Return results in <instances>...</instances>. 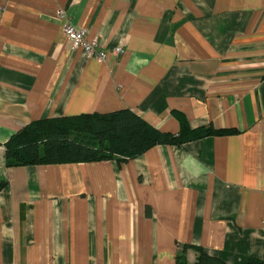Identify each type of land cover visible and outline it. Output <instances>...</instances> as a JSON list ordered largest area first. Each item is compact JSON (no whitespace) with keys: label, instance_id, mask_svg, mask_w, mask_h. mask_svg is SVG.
Instances as JSON below:
<instances>
[{"label":"crops","instance_id":"0c3cea01","mask_svg":"<svg viewBox=\"0 0 264 264\" xmlns=\"http://www.w3.org/2000/svg\"><path fill=\"white\" fill-rule=\"evenodd\" d=\"M66 19L106 58L74 49ZM123 109L235 132L6 165L34 121ZM0 179V264L264 262V0H0Z\"/></svg>","mask_w":264,"mask_h":264},{"label":"trees","instance_id":"16d2710c","mask_svg":"<svg viewBox=\"0 0 264 264\" xmlns=\"http://www.w3.org/2000/svg\"><path fill=\"white\" fill-rule=\"evenodd\" d=\"M230 129L202 127L175 135L156 129L129 109L106 114H81L34 121L17 131L4 144L7 166L86 163L134 158L160 144L181 145L207 135L233 133ZM7 181L0 179V191ZM196 264H227L196 248ZM177 264H190L185 253ZM243 264H264L251 257Z\"/></svg>","mask_w":264,"mask_h":264},{"label":"built area","instance_id":"2783aa9c","mask_svg":"<svg viewBox=\"0 0 264 264\" xmlns=\"http://www.w3.org/2000/svg\"><path fill=\"white\" fill-rule=\"evenodd\" d=\"M64 32L67 37L73 42L74 49H78L82 47V50L86 54L87 57H95L100 60L106 58L107 54L105 51H97L96 50V42H87L86 35L87 31L84 28L73 26L69 20L66 19V23L64 25ZM120 48H116L115 52L119 53Z\"/></svg>","mask_w":264,"mask_h":264}]
</instances>
